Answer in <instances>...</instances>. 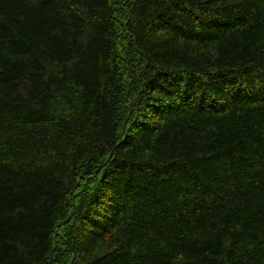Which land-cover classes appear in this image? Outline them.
Instances as JSON below:
<instances>
[{
  "label": "trees",
  "instance_id": "trees-1",
  "mask_svg": "<svg viewBox=\"0 0 264 264\" xmlns=\"http://www.w3.org/2000/svg\"><path fill=\"white\" fill-rule=\"evenodd\" d=\"M0 264H264V0H0Z\"/></svg>",
  "mask_w": 264,
  "mask_h": 264
}]
</instances>
